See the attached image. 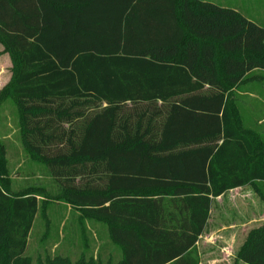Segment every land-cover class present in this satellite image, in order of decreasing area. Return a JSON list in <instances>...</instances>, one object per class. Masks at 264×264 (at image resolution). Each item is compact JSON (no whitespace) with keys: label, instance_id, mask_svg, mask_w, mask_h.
Segmentation results:
<instances>
[{"label":"trees","instance_id":"obj_1","mask_svg":"<svg viewBox=\"0 0 264 264\" xmlns=\"http://www.w3.org/2000/svg\"><path fill=\"white\" fill-rule=\"evenodd\" d=\"M0 43L19 66L11 95L25 150L76 185L67 200L108 225L118 264H198L212 201L264 183V154L239 132L227 98L264 71V28L235 10L0 0ZM91 175L99 187L77 186ZM37 211L35 196L0 187V264H32L24 254ZM238 260L264 264V228Z\"/></svg>","mask_w":264,"mask_h":264},{"label":"rangeland","instance_id":"obj_2","mask_svg":"<svg viewBox=\"0 0 264 264\" xmlns=\"http://www.w3.org/2000/svg\"><path fill=\"white\" fill-rule=\"evenodd\" d=\"M202 1L233 9L245 0ZM245 16L250 20L264 17L251 10ZM18 68L0 43V187L12 196L33 195L38 201L24 257L32 264L57 259L72 264H118L121 252L110 239L108 225L67 200L64 190L76 185L55 179L25 150L20 112L11 95ZM227 98L239 132L249 137L259 154H264V71L247 74L228 90ZM98 176L81 177L76 180L81 183L77 186L97 188ZM86 180L89 185H82ZM262 228L264 183L226 192L212 201L208 224L194 249L198 264H243L238 260L240 249L252 232Z\"/></svg>","mask_w":264,"mask_h":264},{"label":"crops","instance_id":"obj_3","mask_svg":"<svg viewBox=\"0 0 264 264\" xmlns=\"http://www.w3.org/2000/svg\"><path fill=\"white\" fill-rule=\"evenodd\" d=\"M224 8H226L224 6ZM233 10H235L236 12H238L239 14H247L249 12V10L259 13V14H263L264 16V0H245L244 2H238V5L236 6H232ZM241 9V10H240ZM243 16V17H244ZM244 18H246L249 21H252L254 23H256L257 25H259L260 27L264 28V17L262 19L257 18V19H253L250 20V18H248L247 16H245ZM208 224V222H207Z\"/></svg>","mask_w":264,"mask_h":264}]
</instances>
